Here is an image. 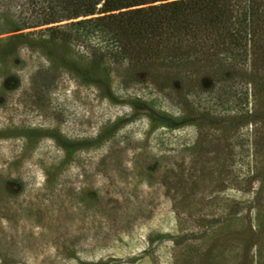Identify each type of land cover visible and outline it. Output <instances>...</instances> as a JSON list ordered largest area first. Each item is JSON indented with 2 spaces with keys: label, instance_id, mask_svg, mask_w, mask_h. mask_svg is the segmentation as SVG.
Masks as SVG:
<instances>
[{
  "label": "rangeland",
  "instance_id": "374dc122",
  "mask_svg": "<svg viewBox=\"0 0 264 264\" xmlns=\"http://www.w3.org/2000/svg\"><path fill=\"white\" fill-rule=\"evenodd\" d=\"M24 48L0 53V264H264V55L207 116L226 68L100 98Z\"/></svg>",
  "mask_w": 264,
  "mask_h": 264
},
{
  "label": "trees",
  "instance_id": "16d2710c",
  "mask_svg": "<svg viewBox=\"0 0 264 264\" xmlns=\"http://www.w3.org/2000/svg\"><path fill=\"white\" fill-rule=\"evenodd\" d=\"M4 35L0 53L21 43L44 58L38 83L64 75L100 98L123 97L146 82L159 85L165 98L172 84L188 86L226 68L232 74L228 86L217 94L202 91L209 97L202 111L208 116L210 107L228 102L239 67L264 55V0H0Z\"/></svg>",
  "mask_w": 264,
  "mask_h": 264
}]
</instances>
